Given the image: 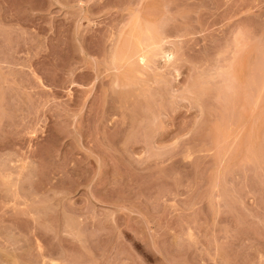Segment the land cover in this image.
I'll list each match as a JSON object with an SVG mask.
<instances>
[{
	"label": "rangeland",
	"instance_id": "obj_1",
	"mask_svg": "<svg viewBox=\"0 0 264 264\" xmlns=\"http://www.w3.org/2000/svg\"><path fill=\"white\" fill-rule=\"evenodd\" d=\"M0 264H264V0H0Z\"/></svg>",
	"mask_w": 264,
	"mask_h": 264
},
{
	"label": "snow or ice",
	"instance_id": "obj_2",
	"mask_svg": "<svg viewBox=\"0 0 264 264\" xmlns=\"http://www.w3.org/2000/svg\"><path fill=\"white\" fill-rule=\"evenodd\" d=\"M169 59H170V57H169Z\"/></svg>",
	"mask_w": 264,
	"mask_h": 264
}]
</instances>
